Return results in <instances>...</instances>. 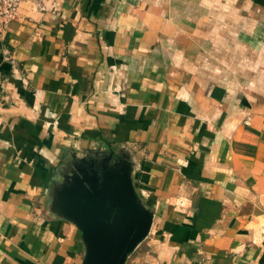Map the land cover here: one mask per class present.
Listing matches in <instances>:
<instances>
[{
    "label": "crops",
    "instance_id": "0c3cea01",
    "mask_svg": "<svg viewBox=\"0 0 264 264\" xmlns=\"http://www.w3.org/2000/svg\"><path fill=\"white\" fill-rule=\"evenodd\" d=\"M0 71V264H81L49 186L111 149L153 209L125 264H264V0H22Z\"/></svg>",
    "mask_w": 264,
    "mask_h": 264
},
{
    "label": "water",
    "instance_id": "95a60500",
    "mask_svg": "<svg viewBox=\"0 0 264 264\" xmlns=\"http://www.w3.org/2000/svg\"><path fill=\"white\" fill-rule=\"evenodd\" d=\"M116 154L120 156H116ZM130 158L111 149L71 155L49 186V211L74 224L84 247L81 264H125L147 236L153 209L141 196Z\"/></svg>",
    "mask_w": 264,
    "mask_h": 264
},
{
    "label": "built area",
    "instance_id": "2783aa9c",
    "mask_svg": "<svg viewBox=\"0 0 264 264\" xmlns=\"http://www.w3.org/2000/svg\"><path fill=\"white\" fill-rule=\"evenodd\" d=\"M22 0H0V32H2L9 21L14 19L17 15L19 6ZM2 73L0 71V89L2 87ZM48 124L55 126L56 118L52 117Z\"/></svg>",
    "mask_w": 264,
    "mask_h": 264
}]
</instances>
